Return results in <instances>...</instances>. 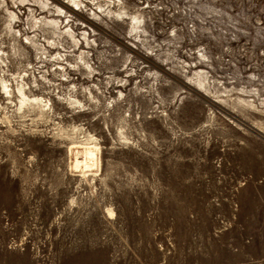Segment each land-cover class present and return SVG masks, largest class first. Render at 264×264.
<instances>
[{
  "label": "rangeland",
  "instance_id": "rangeland-1",
  "mask_svg": "<svg viewBox=\"0 0 264 264\" xmlns=\"http://www.w3.org/2000/svg\"><path fill=\"white\" fill-rule=\"evenodd\" d=\"M5 2L0 264H264V0L70 1L78 42L32 27L49 7ZM26 35L63 54L50 82ZM1 76L52 111H18ZM90 136L84 177L71 147Z\"/></svg>",
  "mask_w": 264,
  "mask_h": 264
},
{
  "label": "bare ground",
  "instance_id": "bare-ground-1",
  "mask_svg": "<svg viewBox=\"0 0 264 264\" xmlns=\"http://www.w3.org/2000/svg\"><path fill=\"white\" fill-rule=\"evenodd\" d=\"M5 1L6 0H0V5ZM21 1L24 2L25 0H21ZM34 1L36 3L41 4L43 7H49L48 11H51V12L54 11V12H56V15H54V17H51V18H47V16H44V17L33 16L35 21L32 24V27H35L39 23V27H42L45 30H47V29L50 30V33L52 36H54V35H59V36L60 35H64V36L68 35L76 41L74 31L71 28L61 30L62 27L60 26L59 19L57 18V16H61L62 12L64 11L63 7L64 8L66 7L68 9L67 11L79 13L77 7H74L72 4H70V1H72V3L75 2V4L76 3L78 4L81 0H34ZM5 4H6V2H5ZM51 4H53L56 9L51 8L50 7ZM6 7L10 12V18L14 19L17 16L19 17V15L17 14L16 11L9 9L7 4H6ZM133 18H136V17H133ZM7 27L12 28L15 26H12V23L10 20L7 24ZM35 30H36V28L33 29V31H35ZM7 31H9V30H7ZM16 31H18V30H16ZM19 32H20V30H19ZM26 37L25 38L28 39L26 42L32 43L34 48L37 50V54H39V59L36 61V63H34L33 61L29 62V64H31L32 66L30 68H27L26 69L27 71L31 70V73H34V75L36 73V70H38L39 72H43L46 70L48 72H50V69L49 68L47 69V64L50 62H52V65L55 66V68L52 69L51 73H54L57 75L58 70L60 71V69L65 68L64 62L61 61V60H64L65 58L63 57V54L60 51H58V52L56 51L55 53H50V51L48 49L49 45H47L45 43L43 44L41 42L39 43V39L37 37H35V35L34 36L26 35ZM49 39L50 38L48 37L47 40L50 41ZM86 39L88 40L89 38L86 36ZM56 42H57V39L54 38L53 41L50 43L52 45H55ZM76 42H78V41H76ZM5 53L6 52H4V54ZM57 54H59V55L57 56ZM83 59L84 58L82 57L81 60H83ZM84 64H86L87 67L91 68L88 61L85 60ZM42 75H43V77H45V79H48V81L50 80V78H48L46 73L43 72ZM2 76H1V82H2V88H3L4 94L10 98L14 92H17V95L19 97V101L17 103V110L18 111H23L26 109L30 110V111H36L37 114H39L41 117L48 116V113H50V111H52L51 109L53 107L52 106L53 102H51L50 99L45 98L44 95H40V94L37 95L35 93L32 94L31 93V87H29L30 90L27 89L26 83H24V82L18 83L16 89H13L14 87L13 88L11 87V85L9 84L10 82L8 83L7 79L2 77ZM202 79L201 78L187 79V82L189 84L194 85L197 89L203 91L204 82ZM55 82L51 83V84L49 83V88L54 87V89H56L57 83H55ZM2 121L10 122V117L7 113L4 114ZM94 137L90 136V137H87L85 141H82V143L85 144V146H83L82 149L78 148V145L71 147L72 151L75 148V151H73L74 152V157H73L74 160L72 161L71 167L74 168L76 171H80V174L84 177H86L87 175H90L92 173L91 172L92 169L99 164L100 146L96 142L93 141ZM109 211L112 213V209L109 208Z\"/></svg>",
  "mask_w": 264,
  "mask_h": 264
}]
</instances>
